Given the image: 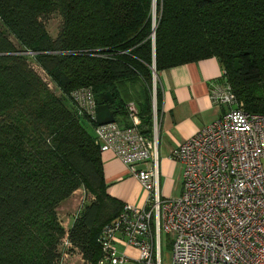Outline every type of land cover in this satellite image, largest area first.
<instances>
[{
	"label": "trees",
	"instance_id": "trees-1",
	"mask_svg": "<svg viewBox=\"0 0 264 264\" xmlns=\"http://www.w3.org/2000/svg\"><path fill=\"white\" fill-rule=\"evenodd\" d=\"M52 12L62 17L55 38L42 22ZM209 57L244 110L264 114V0H0V264H61L64 238L96 264L97 237L123 208L106 193L94 123L76 115L71 90L110 92L122 127L133 101L149 137L152 66ZM79 188L93 200L66 230L57 208Z\"/></svg>",
	"mask_w": 264,
	"mask_h": 264
},
{
	"label": "built area",
	"instance_id": "built-area-1",
	"mask_svg": "<svg viewBox=\"0 0 264 264\" xmlns=\"http://www.w3.org/2000/svg\"><path fill=\"white\" fill-rule=\"evenodd\" d=\"M29 61L46 87L59 93L48 72L33 57ZM152 77L149 137L140 132L133 101L126 105L129 126L122 127L115 121L98 124L90 87L68 95L76 115L94 123L99 151L113 152L146 193L143 205L124 203L103 225L96 264H162V233L171 236L169 264H264V114L244 110L222 69L210 97L223 112L170 151V158L182 164L181 192L162 197L154 66ZM144 163L151 166L138 167ZM127 248L136 250V257Z\"/></svg>",
	"mask_w": 264,
	"mask_h": 264
},
{
	"label": "crops",
	"instance_id": "crops-1",
	"mask_svg": "<svg viewBox=\"0 0 264 264\" xmlns=\"http://www.w3.org/2000/svg\"><path fill=\"white\" fill-rule=\"evenodd\" d=\"M221 72L222 67L218 60L215 57H209L157 73L161 91L158 170L160 182L164 179L160 191L165 196L173 195L166 182L174 176L179 166L182 179V164L170 158V151L223 112V108L214 105L210 97V89L220 79ZM101 161L106 193L123 203L143 205L145 191L114 153L101 152ZM150 166V163H144L138 167L149 168ZM118 248L120 251L123 250L121 245ZM126 251L132 257L137 255L134 249L127 248ZM127 264L140 263L130 260Z\"/></svg>",
	"mask_w": 264,
	"mask_h": 264
},
{
	"label": "rangeland",
	"instance_id": "rangeland-1",
	"mask_svg": "<svg viewBox=\"0 0 264 264\" xmlns=\"http://www.w3.org/2000/svg\"><path fill=\"white\" fill-rule=\"evenodd\" d=\"M152 11L155 13V2L153 3ZM42 22L44 23L48 33L51 35L52 38H55L62 26V17L57 12H52L46 17L42 18ZM159 74V72H158ZM135 88H140V84L135 81L132 83ZM57 89V88H56ZM85 120V119H84ZM86 121V120H85ZM85 124V123H84ZM87 126V124H85ZM94 132V131H93ZM181 179V169L180 166L175 172L174 176L170 178L166 184L172 190V196H165L162 194V197H177L180 194V189L182 185ZM161 183V185H160ZM164 184V179L159 178V185L162 187ZM93 200V196L87 192L84 188H79L74 191L69 198L62 201L57 208L58 217L60 222L67 230L70 226L73 218L76 216L78 210L82 207L84 203H88ZM171 236L166 233L161 234V260L162 264H169L171 261ZM62 245L60 247L63 257L61 264H88L84 258H82L80 250L71 245L70 243L66 242L64 238L62 240Z\"/></svg>",
	"mask_w": 264,
	"mask_h": 264
},
{
	"label": "water",
	"instance_id": "water-1",
	"mask_svg": "<svg viewBox=\"0 0 264 264\" xmlns=\"http://www.w3.org/2000/svg\"><path fill=\"white\" fill-rule=\"evenodd\" d=\"M95 100L96 116L98 124H105L115 121V111L111 108L113 103V95L110 92L96 94Z\"/></svg>",
	"mask_w": 264,
	"mask_h": 264
}]
</instances>
